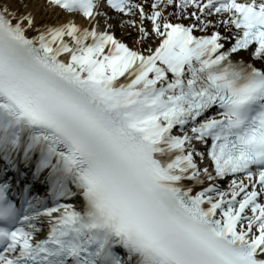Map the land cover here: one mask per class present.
I'll use <instances>...</instances> for the list:
<instances>
[{
	"label": "snow or ice",
	"instance_id": "obj_1",
	"mask_svg": "<svg viewBox=\"0 0 264 264\" xmlns=\"http://www.w3.org/2000/svg\"><path fill=\"white\" fill-rule=\"evenodd\" d=\"M47 9L87 24H38ZM250 46L264 61V0H0V264H264V68ZM44 173L80 208L37 211L27 181Z\"/></svg>",
	"mask_w": 264,
	"mask_h": 264
},
{
	"label": "bare ground",
	"instance_id": "obj_2",
	"mask_svg": "<svg viewBox=\"0 0 264 264\" xmlns=\"http://www.w3.org/2000/svg\"><path fill=\"white\" fill-rule=\"evenodd\" d=\"M42 2H43V0H41V3ZM13 6L15 7V5H13ZM24 10L25 9H21V11H24ZM101 10L108 12V14L110 16L114 17V19L110 21L113 24H116L118 19H123L124 18L122 16H117V14L114 11H112L111 9H109L107 7L103 8ZM175 12H176V9L174 7H172V6H169L166 9V15L167 14H172V13H175ZM69 18L74 19L78 24H81V25H86L87 24V18L83 17L79 13H74L71 16H68L65 13L61 12L59 9H55V10L47 9L45 12L36 13V20H37L38 24L39 23H44V22H47L49 24H57V23H62L64 20L69 19ZM220 18L221 17L216 16L215 20H219ZM170 19L172 20V22H178L177 21V17L174 16V15L170 16ZM179 22H183L185 24L191 23V21L187 20V19L181 20ZM99 26L102 28L103 24L101 23ZM216 30L220 31L223 34L224 33V26L223 25H216L213 28H209L207 31L210 33L211 31H216ZM125 31H128V29H125ZM195 33H202L203 34V32H200L199 30H197ZM115 34H116L117 37L125 38L124 37V32H122L118 27L115 29ZM125 40L131 46V40H128L126 38H125ZM150 43L152 44L153 47H155V46H157L158 41L154 38L152 41H150ZM246 55H248V53H243V56H246ZM256 64L259 65L261 68H264V61L257 62ZM197 148H198L199 151L203 152L201 144H197ZM14 177H15V173L13 174V177H12L10 172H8L6 174L5 181L9 182L11 184V186H12V187H10L9 192L11 194H13V196L21 197L22 196V191H21L22 188H14L16 186V184L9 179V178H14ZM237 178H243V175L242 176H237ZM229 179H231V177L228 178L223 183L225 185H224V187L222 189H227L228 184H229ZM22 185H23V182H22ZM44 189H45V187H43V186L39 187V190L42 191L41 193H43L42 195H40L39 191L35 193L34 190H30L29 193H28V198L29 199H32L33 197L36 198L35 200H33V203L36 205V210L41 212V213H43L44 209H46V208L55 207L57 205V203H59V204L65 203V204L72 205V204L77 203V202L80 201L79 197H72V198L59 197V198H54L53 195H49L47 193V190L46 189L44 190ZM37 201H39V203H37ZM48 221H49V218L47 216H43L42 215L40 217V220L37 222V227L40 228L41 230H40V232L38 234H36L34 236V239H38L40 237L45 236V234L47 233Z\"/></svg>",
	"mask_w": 264,
	"mask_h": 264
}]
</instances>
